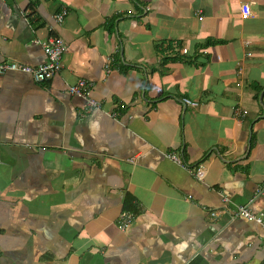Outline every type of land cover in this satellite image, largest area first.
<instances>
[{"label":"crops","instance_id":"0c3cea01","mask_svg":"<svg viewBox=\"0 0 264 264\" xmlns=\"http://www.w3.org/2000/svg\"><path fill=\"white\" fill-rule=\"evenodd\" d=\"M52 35L0 74V264H264V0H0V62Z\"/></svg>","mask_w":264,"mask_h":264},{"label":"built area","instance_id":"2783aa9c","mask_svg":"<svg viewBox=\"0 0 264 264\" xmlns=\"http://www.w3.org/2000/svg\"><path fill=\"white\" fill-rule=\"evenodd\" d=\"M66 10H62L59 14H57V20L61 23L64 19ZM241 12L243 17H248L251 14L250 4L243 3L241 5ZM45 50L47 55V60L43 63H40L36 66H31L28 64H23L20 62H0V74L6 71H22L30 73L37 81H47L51 79L55 74H57L63 67V56L66 50V43L60 35H52L47 40L39 41ZM184 51H187L185 49ZM70 93L82 96L87 99V104L89 107H100L101 102L96 101L89 97L90 92V85L85 80H78L74 85L70 87ZM186 102L191 103L193 105H197L198 101L185 99ZM116 115L115 113H112ZM168 157L172 158L176 162H179L182 166L190 169V166L183 163L181 161L180 155L175 152H169ZM192 172L199 180H204L207 168L204 164H200L197 167L192 168ZM226 197H223L225 200ZM212 215H217L215 211L211 212ZM237 214L243 216L249 220H256L260 223H264L263 221V213H255L248 204H241L237 208ZM135 219V214L130 210H124L120 215V227L122 229H128L129 226L132 224V221Z\"/></svg>","mask_w":264,"mask_h":264}]
</instances>
